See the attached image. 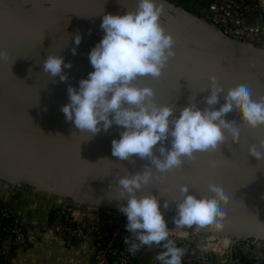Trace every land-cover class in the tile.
<instances>
[{
    "label": "water",
    "instance_id": "1",
    "mask_svg": "<svg viewBox=\"0 0 264 264\" xmlns=\"http://www.w3.org/2000/svg\"><path fill=\"white\" fill-rule=\"evenodd\" d=\"M137 4L138 0H0V50L8 55L0 60V180L71 199L82 207L119 208L127 203L116 199L119 178L152 168L153 182L145 194L158 198L165 219L174 222V200L182 199L180 186L188 185L189 194L200 199L201 194L209 195L207 186L212 183L229 197L221 204L224 227L200 230V235L264 240V160L248 153L250 146L259 147L264 128L242 126L239 142L226 131L218 151L198 153L181 168L160 174L148 159L120 160L112 155V140H119L124 128L113 123L107 132L92 136L67 121L61 111L70 103L67 89L78 90L80 80L94 71L89 53L105 35L100 27L103 16H123L135 11ZM157 5L162 8L161 26L175 40V56L161 77H145L137 85L152 88L158 105L174 107L177 118L190 103L201 110L209 107L205 98L211 94L213 76L225 93L247 85L253 100L264 97V49L231 39L171 0H157ZM77 34L82 36L78 46ZM49 55L72 65L63 68L65 82L44 73ZM225 93L214 110L226 102ZM225 120L236 126L243 123L235 112ZM171 140L164 144L166 149ZM159 146L153 151L162 159Z\"/></svg>",
    "mask_w": 264,
    "mask_h": 264
},
{
    "label": "clouds",
    "instance_id": "2",
    "mask_svg": "<svg viewBox=\"0 0 264 264\" xmlns=\"http://www.w3.org/2000/svg\"><path fill=\"white\" fill-rule=\"evenodd\" d=\"M162 8L157 0H138L135 11L127 14L103 16L101 29L105 35L89 53L94 71L87 79L79 82V89H67L70 103L61 111L76 128L92 136L107 132L115 123L125 129L119 140H112V155L120 160H131L133 156L148 159L156 173H168L179 169L185 160L194 159L198 153H214L224 143L225 132L231 133L232 141L239 142L240 129L264 128V97L253 100L247 85H238L226 93L215 76L210 77L211 94L205 98L209 107L201 110L195 103L180 110L177 118L174 107L158 105L155 91L150 87H139L137 81L145 77L159 78L169 61L175 56V40L160 24ZM78 46L82 36H75ZM76 55V48L72 49ZM8 58L7 52L0 50V60ZM63 66V67H62ZM63 57L49 55L43 64L44 73L50 77L67 80L63 68ZM225 93L226 101L219 110L212 106L219 103L220 94ZM194 99V97H193ZM230 112L239 113L243 123L239 126L227 123L225 117ZM111 117V119H110ZM102 125V127H101ZM171 140V148L164 144ZM160 145V157L154 148ZM248 153L258 161L264 160V139L259 147L252 145ZM154 172L146 168L141 173L126 174L119 178L118 200H126L119 211L127 217L126 230L131 238L125 237L129 245L128 253L135 256L145 247L155 245L163 249L155 259L160 264H182L187 254L186 248L178 247L169 238L170 230L161 212L159 200L147 186L152 184ZM189 186L179 188L182 199L177 204L174 223L179 228L196 231L204 229L222 230L225 212L221 204H227L229 197L216 184H208L209 195L198 199L189 194ZM165 209L169 203L163 205Z\"/></svg>",
    "mask_w": 264,
    "mask_h": 264
},
{
    "label": "built area",
    "instance_id": "3",
    "mask_svg": "<svg viewBox=\"0 0 264 264\" xmlns=\"http://www.w3.org/2000/svg\"><path fill=\"white\" fill-rule=\"evenodd\" d=\"M231 39L264 49V0H210L201 16ZM62 198V197H61ZM54 209L60 223L52 229L60 239L90 236L94 240L95 254L89 264H140L143 249L132 256L125 237L131 238L126 230L127 217L117 207L81 204L67 198ZM14 216L13 211L1 200L0 226L3 220ZM170 230L169 238L178 247L186 248L182 264H264L263 254L254 252L249 238L236 239L230 236L209 234L176 227L165 219ZM15 226L4 227L9 238L3 243L27 246L28 237L21 222L15 218ZM159 252L163 249L158 248ZM5 256L4 245H0V259ZM7 264V263H3Z\"/></svg>",
    "mask_w": 264,
    "mask_h": 264
},
{
    "label": "crops",
    "instance_id": "4",
    "mask_svg": "<svg viewBox=\"0 0 264 264\" xmlns=\"http://www.w3.org/2000/svg\"><path fill=\"white\" fill-rule=\"evenodd\" d=\"M201 0H174L175 3L193 7L197 15L204 9ZM210 1V0H209ZM201 4V3H200ZM192 11V10H190ZM193 12V11H192ZM1 200L10 207L15 218L26 228L27 246L4 243L7 264H89L95 254L94 240L90 236L67 240L56 236L52 225L60 223L54 209L63 199L52 193L38 190L24 184H10L0 180ZM160 253L155 245L145 247L140 264H160L155 259Z\"/></svg>",
    "mask_w": 264,
    "mask_h": 264
},
{
    "label": "trees",
    "instance_id": "5",
    "mask_svg": "<svg viewBox=\"0 0 264 264\" xmlns=\"http://www.w3.org/2000/svg\"><path fill=\"white\" fill-rule=\"evenodd\" d=\"M174 2V0H171ZM201 16V15H200ZM0 208H1V203H0ZM16 223H15V216H12L11 218L9 219H5L3 220L2 222V225L0 226V245H3L5 239H8L9 238V234L3 232V228L4 227H11V226H15ZM24 230L26 231V228L23 226ZM3 263H6L4 257L2 259H0V264H3Z\"/></svg>",
    "mask_w": 264,
    "mask_h": 264
},
{
    "label": "rangeland",
    "instance_id": "6",
    "mask_svg": "<svg viewBox=\"0 0 264 264\" xmlns=\"http://www.w3.org/2000/svg\"><path fill=\"white\" fill-rule=\"evenodd\" d=\"M199 1V0H198ZM201 3V4H200ZM199 3V7L201 9H204L207 7L209 0H201ZM189 5V4H186ZM184 5V6H186ZM190 10H192L193 12H195L196 10L191 7V6H187ZM204 10L203 12L200 14L201 16L204 14ZM254 252H256L257 254H263L264 252V240H259L257 244L254 245Z\"/></svg>",
    "mask_w": 264,
    "mask_h": 264
}]
</instances>
